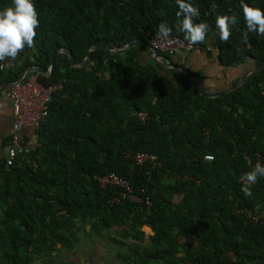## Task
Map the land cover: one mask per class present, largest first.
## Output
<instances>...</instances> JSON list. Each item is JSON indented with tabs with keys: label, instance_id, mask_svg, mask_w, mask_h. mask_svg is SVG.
<instances>
[{
	"label": "trees",
	"instance_id": "trees-1",
	"mask_svg": "<svg viewBox=\"0 0 264 264\" xmlns=\"http://www.w3.org/2000/svg\"><path fill=\"white\" fill-rule=\"evenodd\" d=\"M191 2L200 13L195 22L210 25L194 51L243 74L264 65V36L249 32V44H241L247 31L241 0ZM243 2L264 10V0ZM10 3L0 0V9ZM33 3L40 20L35 45L24 49L30 55L23 61L0 71L1 81L15 83L25 69L38 67L44 73H28L23 81L34 76L43 86L63 87L35 126L36 146L23 141L26 150L11 166L6 151L0 157V264H34L36 256L76 244V231L102 236L116 227L124 229L123 240L141 243L143 226L153 232L150 247L129 246L121 255L125 264H264V177L251 185L250 196L240 179L254 168L246 157H264V67L234 91L207 98L193 79L144 66L139 54L148 49L137 43L123 54L91 51L85 66H71L60 50L78 65L92 46L146 43L161 22L187 41L175 0ZM217 15L236 17L227 43L216 34ZM139 112L147 114L144 122ZM138 152L154 154L160 166L137 165ZM109 173L144 189L149 207L128 200L109 205L118 187L102 189L95 178Z\"/></svg>",
	"mask_w": 264,
	"mask_h": 264
},
{
	"label": "crops",
	"instance_id": "crops-1",
	"mask_svg": "<svg viewBox=\"0 0 264 264\" xmlns=\"http://www.w3.org/2000/svg\"><path fill=\"white\" fill-rule=\"evenodd\" d=\"M148 53L149 51L139 54L140 61L144 66H152L153 70L157 65L160 68L169 70L167 72L169 77H175L174 72L176 71L151 61ZM29 55V51H22L15 60L4 62L7 65L5 69L15 63H20ZM162 58L164 57L159 56V59L164 62ZM168 59L182 68L184 72L189 69L192 72L199 73L201 75L198 77L201 87L202 89L205 88L207 93H217L226 90L233 85L236 78L240 77V80L245 75L243 74V69H238L237 71V69L221 67L213 56H208L203 50L189 53L178 50L174 55L169 56ZM192 77L188 79H193ZM1 80L2 76H0V157L5 155L6 148L3 149L2 147L10 137L12 126V110L8 101L10 86H5V84L9 83H4ZM193 82L195 84L194 79ZM35 129V127H29L23 130L24 141L30 149L36 146ZM141 231L143 232V242L141 243L132 239L123 240L124 229L121 228L114 227L109 231V234L102 236L93 235L91 230L83 231L75 238L76 244L60 248L51 256H36L34 264H125L121 259V255L126 252L125 249L128 246L140 244L143 247H150V238L153 235L152 230L147 226H143Z\"/></svg>",
	"mask_w": 264,
	"mask_h": 264
},
{
	"label": "clouds",
	"instance_id": "clouds-1",
	"mask_svg": "<svg viewBox=\"0 0 264 264\" xmlns=\"http://www.w3.org/2000/svg\"><path fill=\"white\" fill-rule=\"evenodd\" d=\"M178 6L177 17H182L179 29L185 33V39L191 44L203 43L210 31V25L206 22H195L199 16V10L191 0H175ZM243 18L247 31L242 33L241 44H249V32H255L264 36V10L258 7H250L241 0ZM212 11H215L213 6ZM236 23L235 16L217 15L215 27L221 42L227 43L232 35L231 25ZM40 26L39 14L33 0H11L9 6L0 9V71L7 65L5 61L15 60L25 48L35 45L37 29ZM160 38L167 40L171 36L172 29L165 22L157 25ZM240 50L239 48L237 49ZM208 156L206 159L211 160ZM264 177V165L257 163L254 168L243 174L240 179L243 182L242 191L245 196L251 195V185Z\"/></svg>",
	"mask_w": 264,
	"mask_h": 264
},
{
	"label": "built area",
	"instance_id": "built-area-1",
	"mask_svg": "<svg viewBox=\"0 0 264 264\" xmlns=\"http://www.w3.org/2000/svg\"><path fill=\"white\" fill-rule=\"evenodd\" d=\"M149 47L161 55H174L178 50L184 52H191L198 48L197 44H191L189 41H183L179 38L170 36L167 40L160 38L159 34L150 37L146 42ZM206 50H210L206 47ZM63 87L62 82L43 86L39 84L34 76L28 78L19 84H14L9 87L8 101L12 110V126L9 139V145L6 147V165L11 166L15 157L26 150V145L23 144V130L24 128L35 127L47 115L48 104L52 96ZM147 118L145 112L138 113V119L144 122ZM211 155H205L206 157ZM212 157V156H211ZM248 165L254 167L255 164L260 163L264 165V157L256 155V160L246 157ZM134 162L137 165H142L148 162L153 167L160 166L156 156L152 153L138 152L134 155ZM96 180L102 189L109 186L118 187V193L109 201V205L118 204L121 201L128 200L134 204L141 205L142 203L149 207L150 200L145 196V191L142 188L134 190L128 180L124 177L117 176L114 173L106 175H97ZM248 218L257 223L260 216L253 215L246 211Z\"/></svg>",
	"mask_w": 264,
	"mask_h": 264
},
{
	"label": "water",
	"instance_id": "water-1",
	"mask_svg": "<svg viewBox=\"0 0 264 264\" xmlns=\"http://www.w3.org/2000/svg\"><path fill=\"white\" fill-rule=\"evenodd\" d=\"M141 44L143 45L144 47H146L149 51L148 55L151 59V61L157 63L158 65H161L163 67H170L171 69H173L174 71H176L177 73H179L180 75L184 76V77H187V78H191L190 75H188L186 72H184V70L182 68H180L178 65H175L173 62H171L168 58H162V60L164 62H162L160 59H159V55L156 51L152 50L149 45L145 42H139V41H136V40H133L131 42H129L125 47L123 48H109V47H104V46H92L90 47L88 50H87V54L85 56V58L83 59V61L78 64V65H74L73 64V57H72V54L71 52H69L68 50H65V49H62L59 51V53H62V54H65L67 55V57L69 58V61L71 63V66H76V67H83L87 64V62L89 61L90 59V55H91V51H94V50H97V49H101V50H105V51H108L110 52L112 55H115V54H123L124 52H126L133 44ZM264 65L262 66H259V67H255L254 69H252L251 71H248L235 85H232L231 87L227 88L226 90L224 91H220V92H217V93H206L203 91L202 87H201V84H200V81H199V78L198 76H193L192 78L194 79L195 81V86H196V89L199 91V93L201 95H204L205 97L207 98H216L218 96H221L223 94H226V93H229L231 91H234L235 89H237L238 87L242 86L245 81L253 74L257 73L261 68H263ZM50 70H48L49 72ZM31 72H34V73H44L42 69L38 68V67H30V68H27L25 69L21 74L20 76L18 77L17 81L13 84H5V86H11V85H14V84H19L23 78L25 77V75L27 73H31Z\"/></svg>",
	"mask_w": 264,
	"mask_h": 264
},
{
	"label": "rangeland",
	"instance_id": "rangeland-1",
	"mask_svg": "<svg viewBox=\"0 0 264 264\" xmlns=\"http://www.w3.org/2000/svg\"><path fill=\"white\" fill-rule=\"evenodd\" d=\"M126 61H127V59H125L124 57L121 59V62H122L123 64H124ZM79 232H80V231H78V232L76 231V234H74V236H73L72 238H76V237H78L79 234H80ZM91 233H92V232H91ZM129 250H130V249H129V246H128V248L125 249V251H126L125 253H128ZM125 253H124V254H125Z\"/></svg>",
	"mask_w": 264,
	"mask_h": 264
}]
</instances>
